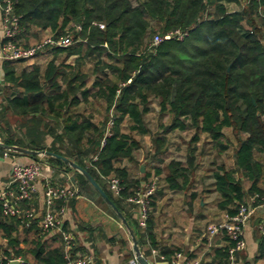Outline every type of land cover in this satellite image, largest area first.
I'll use <instances>...</instances> for the list:
<instances>
[{"label":"trees","instance_id":"obj_1","mask_svg":"<svg viewBox=\"0 0 264 264\" xmlns=\"http://www.w3.org/2000/svg\"><path fill=\"white\" fill-rule=\"evenodd\" d=\"M13 1L22 27L14 42L33 46L50 31L55 39L74 38V44L46 46L34 58L47 53L53 57L30 71L18 68L30 60H3L0 92L7 97L0 99V125L9 129L3 142L71 159L104 187L132 228L148 229L160 180L146 227L122 203L152 180L147 171L143 180L133 178L124 161L136 159L135 151L142 147L138 136L150 133L143 118L148 108L141 105L154 95L162 99L161 112L172 117L166 132L184 130L189 124L197 130L188 161L172 160L168 165L170 186L189 182L187 172L196 160L193 145L202 133L209 135L219 154L235 149L228 159L231 166L226 161L215 172L220 207L233 214L251 196L264 195V0ZM230 3L240 8L230 11ZM178 29L188 32L184 40L168 39L153 46L157 33ZM73 55H78L75 62L70 61ZM89 58L96 60L91 71L84 70ZM95 102L98 112L86 106L93 108ZM11 116L20 120L21 130L26 127L21 138L10 124ZM126 121L130 131L124 128ZM227 129L235 143L226 136ZM47 136L53 137L49 146ZM167 141L164 134L154 139L156 156L165 152ZM47 159L75 172L79 194L94 195L100 206L119 217L84 174L61 160ZM111 177L121 180V196L104 184ZM24 203L23 209H33ZM63 204L59 200L57 207ZM257 232L263 250L264 223ZM0 233L8 240L0 243V264L18 258L22 264H67L62 232L51 236L38 225L22 226L21 218L4 213L1 200ZM79 250L85 253L84 248ZM75 254L74 250L72 256L78 257ZM228 260L227 255L226 264Z\"/></svg>","mask_w":264,"mask_h":264},{"label":"crops","instance_id":"obj_2","mask_svg":"<svg viewBox=\"0 0 264 264\" xmlns=\"http://www.w3.org/2000/svg\"><path fill=\"white\" fill-rule=\"evenodd\" d=\"M227 6L230 11L240 8L237 3H230ZM45 33L46 36L51 35L50 31ZM3 40L4 20L0 10V49ZM47 57L51 58L53 55L47 53L33 58L18 68L27 67L30 71L34 65L44 67L42 61ZM77 58L78 55H73L70 61L75 62ZM3 79V60L0 58V80ZM78 96L83 98L82 93H79ZM6 97L5 93L0 92L1 101ZM86 106L89 109H96L95 111L98 112L99 106L97 104L93 108L91 104ZM22 129L26 131V127ZM13 130L16 132L15 129ZM0 131V140L2 141V138L8 135L9 129L0 125ZM52 141L53 137L47 136L46 146L51 145ZM150 146L152 147V154H155V148ZM6 152L9 153L10 151L0 148V189L8 185L15 165H26L34 161H40L43 164V175L38 181V193L29 203L23 202L24 206H31L34 210L39 211L45 208V184L47 180H50L54 186L80 189L75 172L67 171L65 167L52 164L47 159L49 156L37 155L38 158L34 159L31 155L20 153V155L9 153L6 156ZM149 156L142 159L136 157L135 160L140 162L138 172L134 170V161H124V165L133 178L143 180L147 171L149 179L158 177L160 184L162 182L161 189L156 195V204L152 211V221L148 229L139 227L134 229L128 223L129 228L120 216L117 217L100 206L94 195L86 196L83 193L68 202L67 213L62 219L59 229L52 230L50 235L53 236L61 232L72 233L75 237L72 253L75 250L77 253L75 255L81 254L79 249L84 248L85 252H90L95 256L94 264H133L136 253L130 229L134 232L142 255L152 264H226L227 255L229 256L227 264H264V248L261 249V239L257 235L260 222L264 223V206H259L256 209L255 214L245 226L246 249L238 252L232 258L230 253L232 242L229 238L220 235L210 236L207 233L209 224L219 221L222 215L226 213L220 207L222 196L215 186V173L208 177L213 183H207L206 179H202L203 183H200L199 180L197 181L199 167L194 171L196 167L194 165L193 170L187 172L190 177L189 182L184 187H172L166 181V177L169 175L168 165L174 159L169 162L166 159V164H159L162 169L156 168V166L149 169L145 166L143 171V163L147 165ZM160 158L162 161L163 158ZM187 160L188 156L186 159H178L177 161L186 163ZM153 172L157 174H153ZM158 172L160 173L158 174ZM104 184H107L110 192L117 196L107 180L104 181ZM122 205L129 215L136 216L134 215V206L127 201H123ZM22 228H19L20 231ZM7 242L8 240L3 238L0 233V243L6 245ZM179 254L181 255L179 256ZM18 259L22 261L21 258Z\"/></svg>","mask_w":264,"mask_h":264},{"label":"built area","instance_id":"obj_3","mask_svg":"<svg viewBox=\"0 0 264 264\" xmlns=\"http://www.w3.org/2000/svg\"><path fill=\"white\" fill-rule=\"evenodd\" d=\"M0 10L4 20V40L0 49L2 60H31L48 45L69 47L74 44L72 37L55 39L49 35L43 42L36 45L29 47L19 45L13 41V38L22 30L21 17L15 11L14 1L0 0ZM187 35V31L180 29L171 31L166 35L157 33L152 44L159 46L168 39L184 40ZM109 124L113 125V122L111 121ZM8 154L6 152V156ZM42 175L43 164L40 161L26 165H15L8 185L0 189V200L3 202L6 215L21 218L22 226L38 225L43 234L50 235L52 230L59 229L62 219L67 213L68 202L79 195V190L71 187L54 186L50 180H47L45 184V208L42 211L23 209L22 203L31 201L37 195L38 181ZM108 181L112 191L117 196H121L124 190L121 180L117 177H111ZM158 184L159 178L155 177L151 181L145 182L141 189L127 199V202L134 206L142 227L147 226L151 197L157 190ZM59 200L64 203L61 207H57ZM259 206H264V195L251 196L246 203L239 205L235 213L226 212L219 221L210 223L207 233L210 236L220 235L229 238L232 242L230 253L231 257L234 258L238 252L247 247L245 226ZM38 219L40 220L38 221ZM63 236L67 248V264H94L95 256L87 251L74 258L72 250L75 246V237L72 233L67 232H63Z\"/></svg>","mask_w":264,"mask_h":264},{"label":"rangeland","instance_id":"obj_4","mask_svg":"<svg viewBox=\"0 0 264 264\" xmlns=\"http://www.w3.org/2000/svg\"><path fill=\"white\" fill-rule=\"evenodd\" d=\"M46 33L42 34V38L46 39ZM49 36V35H48ZM52 58V57H51ZM51 58L47 57V59H43L42 64L44 66L46 65V62H48ZM96 58V57H95ZM95 58H89L86 60V64L84 65V70H93L95 67ZM93 78H95L93 76ZM161 101L162 99L160 97H156L154 95H150L147 99V102H144L141 106L147 107L148 111L143 115L144 123L147 127V129L150 130L149 134H145L144 136H138L137 133H134V135L138 136L140 141L142 142V147L135 151V156L139 159L143 157L149 156L150 159L145 165L143 163V166L148 167L149 169H153V166H156V168H161L160 166L162 163L166 164V159H168L167 162L170 160H178V159H186L187 156L189 158L190 156V148L192 139L196 134V128L191 127L189 124L190 121L187 120V123L189 126L182 130V129H176L170 132H166V126L171 124L172 117L167 112H161ZM96 105V102L94 103ZM99 105V103H97ZM96 107V106H95ZM10 124L13 128L16 130V137L21 138L23 130L20 128V120L17 117H9ZM124 128L127 131H130V123L129 121H126L124 124ZM226 136L232 138L234 143L236 142L235 136L231 133V130L227 129L224 131ZM164 134L167 136V143L165 144L166 150L164 153L159 154L160 157L163 158L162 161H160V157L156 156L155 154H152L151 152V146L152 145L155 148L154 139L159 135ZM201 139H199L197 142L194 143L193 147L195 146V156L196 160L194 165H196V168L198 169V179L197 181L200 183L202 182V179H206L207 183H213L211 179H208L209 175L211 176L213 173L217 171L220 165H222L224 162L229 161L228 159L231 158L235 154V149L233 150V147L230 148L227 152H224L222 154H219V150L215 148L213 140L209 137L207 134H202L200 136ZM224 140V139H223ZM223 142V141H222ZM225 143V140L224 142ZM235 145V144H234ZM163 151V149H162ZM188 161V160H187ZM140 162L134 160V170L135 172H138L140 170L139 165ZM160 164V165H159ZM229 167L231 166L230 161L227 164ZM194 170V171H195ZM200 172V173H199ZM212 172L211 174H209ZM153 174H157L153 172ZM152 174V175H153ZM208 174V175H207ZM205 175L206 178H205ZM162 184V182H161ZM160 184V185H161ZM214 198V197H213Z\"/></svg>","mask_w":264,"mask_h":264},{"label":"water","instance_id":"obj_5","mask_svg":"<svg viewBox=\"0 0 264 264\" xmlns=\"http://www.w3.org/2000/svg\"><path fill=\"white\" fill-rule=\"evenodd\" d=\"M263 49H264V41H263ZM0 148L3 150H6V151L17 152V153L25 154V155L50 156V157H53L55 159L61 160L65 163L69 164L72 168H74L75 170H78L79 172H81L82 174L85 175V177L91 182V184L95 187V189L101 194V196H103V198L108 202V204H110V206L122 218L123 222L129 227L128 220L126 219L124 214L119 210V208L116 206V204L112 201V199L109 197L108 193L104 190V188L96 181V179L91 175V173L87 169L83 168L82 166H80L76 162L72 161L71 159H69L63 155L48 151L46 149L42 150V151L32 150V149L24 148L21 146L8 145L1 140H0ZM142 170L143 171L145 170L144 166H142ZM130 232H131L133 239H134V250L136 253V258L133 261V264H152L151 262L147 261L144 258V256L142 255V252L138 246V242L134 236V232L132 229H130ZM10 264H22V261L20 259H14V260H11Z\"/></svg>","mask_w":264,"mask_h":264}]
</instances>
